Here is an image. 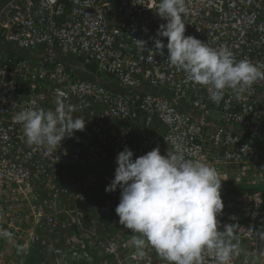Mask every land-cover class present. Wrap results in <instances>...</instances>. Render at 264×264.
<instances>
[{
  "label": "built area",
  "instance_id": "obj_1",
  "mask_svg": "<svg viewBox=\"0 0 264 264\" xmlns=\"http://www.w3.org/2000/svg\"><path fill=\"white\" fill-rule=\"evenodd\" d=\"M0 0V264H168L137 249L106 192L117 154L179 149L213 167L238 255L264 264V80L217 104L155 49L158 0ZM185 35L264 64V0H185ZM134 39L146 41L139 49ZM74 58L77 62H71ZM95 64L96 71L88 68ZM75 105L85 129L29 145L16 113ZM143 252L141 255L140 252ZM200 264H217L204 250Z\"/></svg>",
  "mask_w": 264,
  "mask_h": 264
},
{
  "label": "clouds",
  "instance_id": "obj_2",
  "mask_svg": "<svg viewBox=\"0 0 264 264\" xmlns=\"http://www.w3.org/2000/svg\"><path fill=\"white\" fill-rule=\"evenodd\" d=\"M156 12L166 20L157 36L166 37L167 44L154 39L155 49L162 54L166 47L168 62L182 70L187 81L205 86L212 102L218 104L226 89L241 95L264 80V64L237 60L226 46L215 49L185 35L184 17L189 13L185 0H158ZM134 43L145 49V40L134 39ZM75 111V105L58 95L54 109L25 106L15 119L22 124L26 143L55 150L65 137L85 129V119L70 115ZM133 156L127 146L117 154L114 178L105 188L106 192L121 189L115 208L119 223L140 234L133 235L131 244L139 250L149 243L168 264H200L204 250L214 254L217 264H230L239 249L232 243V225L218 230L217 216L224 204L216 170L200 159L186 158L179 149L162 155L156 147Z\"/></svg>",
  "mask_w": 264,
  "mask_h": 264
},
{
  "label": "trees",
  "instance_id": "obj_3",
  "mask_svg": "<svg viewBox=\"0 0 264 264\" xmlns=\"http://www.w3.org/2000/svg\"><path fill=\"white\" fill-rule=\"evenodd\" d=\"M88 68H90L92 71H96V66L95 64L89 65Z\"/></svg>",
  "mask_w": 264,
  "mask_h": 264
},
{
  "label": "rangeland",
  "instance_id": "obj_4",
  "mask_svg": "<svg viewBox=\"0 0 264 264\" xmlns=\"http://www.w3.org/2000/svg\"><path fill=\"white\" fill-rule=\"evenodd\" d=\"M71 62H75V63H76L77 61H76L74 58H72V59H71Z\"/></svg>",
  "mask_w": 264,
  "mask_h": 264
}]
</instances>
